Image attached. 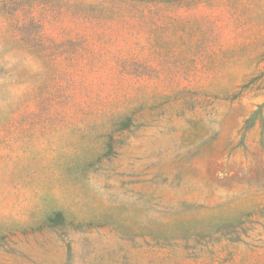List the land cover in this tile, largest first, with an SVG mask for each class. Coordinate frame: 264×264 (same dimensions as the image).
<instances>
[{
    "label": "rangeland",
    "instance_id": "1",
    "mask_svg": "<svg viewBox=\"0 0 264 264\" xmlns=\"http://www.w3.org/2000/svg\"><path fill=\"white\" fill-rule=\"evenodd\" d=\"M0 264H264V0H0Z\"/></svg>",
    "mask_w": 264,
    "mask_h": 264
}]
</instances>
